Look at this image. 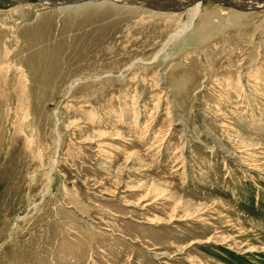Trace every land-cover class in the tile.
<instances>
[{
	"label": "rangeland",
	"instance_id": "obj_1",
	"mask_svg": "<svg viewBox=\"0 0 264 264\" xmlns=\"http://www.w3.org/2000/svg\"><path fill=\"white\" fill-rule=\"evenodd\" d=\"M89 2L0 0V264H264V0Z\"/></svg>",
	"mask_w": 264,
	"mask_h": 264
},
{
	"label": "bare ground",
	"instance_id": "obj_2",
	"mask_svg": "<svg viewBox=\"0 0 264 264\" xmlns=\"http://www.w3.org/2000/svg\"><path fill=\"white\" fill-rule=\"evenodd\" d=\"M10 1H12L13 3H16V4H18V3H23L21 0H10ZM55 0H44V1H39V2H42V3H44L45 5H49V4H51L52 2H54ZM89 1H99L100 3H102V0H82V1H79V2H81V3H90ZM110 1H113V2H115V3H118V4H131V5H133V4H135V5H144V6H146V5H150V7H151V4L153 3V2H156V3H159L160 1H163V0H110ZM179 1V0H178ZM182 2H185L184 4H186V3H188V5L187 6H189V7H187L186 8V11H187V13H189L190 15V18H191V20H193L196 16H198V14L200 13V10H201V2L203 1V0H181ZM217 1H220L221 3L223 2V1H225L226 3H229L231 6H233V7H235V8H240L241 7V9H245V10H247V12H251V11H254V9H257V7H259L260 5H247L245 2H244V0H217ZM79 2H73V3H66V4H64V5H67V4H69V6H73V5H75V6H79V5H82V4H80ZM169 1H167V2H165V4H164V6L166 5V3H168ZM254 2V1H253ZM78 3V4H77ZM93 3V2H92ZM169 3H171V2H169ZM155 5V4H154ZM168 5V4H167ZM58 6H61V5H58ZM83 6V5H82ZM156 6V5H155ZM179 6V5H178ZM148 7V6H147ZM72 8V7H71ZM76 8V7H75ZM261 8V7H260ZM262 8H264L263 6H262ZM168 10V9H167ZM240 11V10H239ZM241 12L242 13H244L243 12V10H241ZM242 15V14H241Z\"/></svg>",
	"mask_w": 264,
	"mask_h": 264
},
{
	"label": "water",
	"instance_id": "obj_3",
	"mask_svg": "<svg viewBox=\"0 0 264 264\" xmlns=\"http://www.w3.org/2000/svg\"><path fill=\"white\" fill-rule=\"evenodd\" d=\"M22 2H27L29 0H21ZM34 1H44V0H34ZM82 0H55L54 2H52L51 4H49L50 6H58V5H64L66 3H73V2H79Z\"/></svg>",
	"mask_w": 264,
	"mask_h": 264
}]
</instances>
